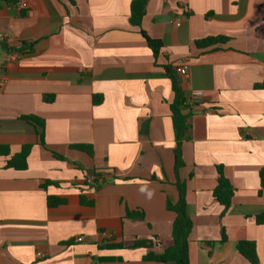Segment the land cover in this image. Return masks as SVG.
<instances>
[{
    "label": "crops",
    "instance_id": "obj_1",
    "mask_svg": "<svg viewBox=\"0 0 264 264\" xmlns=\"http://www.w3.org/2000/svg\"><path fill=\"white\" fill-rule=\"evenodd\" d=\"M12 1L0 8V264H162L132 245L156 236L158 255L172 244L176 179L190 264H249L241 241L264 264V0H148L140 27L129 22L134 0ZM141 31L162 42L156 59ZM215 37L228 41L195 45ZM26 42L33 50L17 53ZM168 66L188 102L177 173ZM23 116L44 122L45 148ZM23 146L27 169H4ZM217 167L234 189L227 209L213 197ZM93 171L108 181L88 184ZM48 196L65 204L48 208Z\"/></svg>",
    "mask_w": 264,
    "mask_h": 264
},
{
    "label": "trees",
    "instance_id": "obj_2",
    "mask_svg": "<svg viewBox=\"0 0 264 264\" xmlns=\"http://www.w3.org/2000/svg\"><path fill=\"white\" fill-rule=\"evenodd\" d=\"M148 0H134L130 6V16L129 22L133 27H140V23L145 14L146 3ZM1 3L5 5H12L14 2L12 0H0ZM24 16V12H21ZM141 35L146 41L147 47L152 52L153 58L156 59L163 49L162 42L159 40H154L149 38L144 32L141 31ZM228 40L223 37L206 38L204 40L197 41L195 43L196 47L199 49L207 48L217 44H224ZM35 43L26 42L22 43L15 51L20 54H27L31 52L34 48ZM165 72L172 83V90L174 94L173 102L170 105L172 128L174 132L175 139V173L182 166V144L185 140V134L189 129L188 116L182 115V111L187 109L185 105V98L183 92L181 91L171 68L165 67ZM43 101L45 103H52L54 101V96H44ZM102 103L101 96L93 97V104L99 105ZM21 119L32 126L38 128V141L39 145L45 148L43 142V131L44 122L34 116H23ZM70 149L84 153L88 156L92 155V148L89 145H72ZM31 147L23 146L20 151L12 156L4 165V169H13L15 171H25L27 169V158L30 154ZM1 154V150H0ZM55 158H60L57 154L53 153ZM93 176L92 186L98 188L101 184L106 183L108 180L101 173L93 171L91 173ZM260 187L264 190V169L259 172ZM175 185L178 192V201L176 204H167V209L175 214V219L172 225V244L162 250L161 254H154L151 249L160 246V243L156 236H153L150 240H139L134 242L132 248H142L147 250L144 255L143 260L146 262H159L162 264H190L188 257V241L189 235L192 231V221L186 211V189L184 184L180 183L178 179L175 181ZM234 195V189L224 177L223 170L221 167H217V184L213 190L214 199L222 206L227 209L230 206L232 197ZM82 204H86L81 198ZM46 204L48 208H55L63 206L65 200L56 198L53 196H48L46 198ZM125 218L131 220H144V214L140 210H125ZM255 223L257 225H264V214L255 217ZM224 241V239H223ZM102 249L116 250L121 249L122 246L117 245H105L101 247ZM236 250L244 259L248 261L249 264H258V258L256 254V246L254 242L241 241L236 245ZM103 261H113L104 260Z\"/></svg>",
    "mask_w": 264,
    "mask_h": 264
},
{
    "label": "built area",
    "instance_id": "obj_3",
    "mask_svg": "<svg viewBox=\"0 0 264 264\" xmlns=\"http://www.w3.org/2000/svg\"><path fill=\"white\" fill-rule=\"evenodd\" d=\"M176 26H179V22H176L175 23ZM178 73L182 76L186 75L187 74V71H188V67L187 65H180V67H178L177 69ZM2 83L0 81V87H1ZM187 101L185 102V105H187ZM210 115V113H206V116ZM88 184H91L93 182V176L90 175L88 178H87V181H86ZM77 243H81L84 241V239L82 237H78L76 238L75 240ZM37 257L38 258H41L42 257V254H37Z\"/></svg>",
    "mask_w": 264,
    "mask_h": 264
},
{
    "label": "water",
    "instance_id": "obj_4",
    "mask_svg": "<svg viewBox=\"0 0 264 264\" xmlns=\"http://www.w3.org/2000/svg\"><path fill=\"white\" fill-rule=\"evenodd\" d=\"M187 112H188V111H187ZM187 112H186V110H185V111H183L182 113L185 114V113H187Z\"/></svg>",
    "mask_w": 264,
    "mask_h": 264
}]
</instances>
